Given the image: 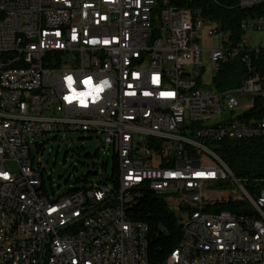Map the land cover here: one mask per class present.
I'll list each match as a JSON object with an SVG mask.
<instances>
[{
	"label": "built area",
	"instance_id": "2783aa9c",
	"mask_svg": "<svg viewBox=\"0 0 264 264\" xmlns=\"http://www.w3.org/2000/svg\"><path fill=\"white\" fill-rule=\"evenodd\" d=\"M206 28L220 49L201 48ZM240 30L232 39L175 0H0V264H151L148 227L128 217L144 191L169 198L181 226L165 264H264V188L218 152L264 134V120L244 116L264 98V78L213 83L236 57L248 65L264 52L253 38L263 15ZM67 133L96 135L116 167L57 196L32 147L41 155Z\"/></svg>",
	"mask_w": 264,
	"mask_h": 264
},
{
	"label": "trees",
	"instance_id": "16d2710c",
	"mask_svg": "<svg viewBox=\"0 0 264 264\" xmlns=\"http://www.w3.org/2000/svg\"><path fill=\"white\" fill-rule=\"evenodd\" d=\"M175 2L183 8L201 12L202 16L230 33L232 39H238L243 34L240 30L243 20L258 15L264 16V4L251 10H244L240 8L239 0H223L219 4L211 0H175ZM252 59V62L246 65L240 57H236L224 65L214 78V86L220 91L229 90L239 86L246 78L256 73L264 78V52L262 51L257 59L253 57ZM244 116H256L264 120V98L256 99L255 105L246 110ZM218 152L236 176L248 180L250 187L264 188V134L256 140L221 142ZM102 167L108 170V167L105 168L104 165ZM114 167H116L115 160ZM82 181L83 178L76 183ZM222 186L224 187L217 184L216 188L222 189ZM78 188L81 186H70L65 194ZM220 210L233 211V207L221 206ZM128 217L148 227V258L151 264H165L180 242L181 226L174 213L168 210L164 200L150 191H144L139 195V200L128 209Z\"/></svg>",
	"mask_w": 264,
	"mask_h": 264
},
{
	"label": "rangeland",
	"instance_id": "374dc122",
	"mask_svg": "<svg viewBox=\"0 0 264 264\" xmlns=\"http://www.w3.org/2000/svg\"><path fill=\"white\" fill-rule=\"evenodd\" d=\"M253 38L264 42V34H255ZM201 48L205 50L220 49L223 42L218 37L211 38L209 30L206 28L201 32ZM207 54L205 53L206 61ZM206 62L207 74L204 82L207 86H203L204 90L212 87L211 82L213 72L209 69V62ZM209 64V66H208ZM89 133H67L64 139L59 142L50 141L46 143V139H38L36 142H45L43 156L37 152L35 145L32 147L35 156V167L41 164V170L44 172L46 188L50 194L55 192L57 196H62L70 189V186L89 187L97 183L101 179V175H110L114 167V150L104 149V145L93 135ZM66 152L68 154L66 155ZM89 155V157H87ZM108 164V170L105 172L103 164ZM11 170L15 171L16 167L12 164ZM83 178V181L76 183L77 180ZM53 187V191L52 190Z\"/></svg>",
	"mask_w": 264,
	"mask_h": 264
},
{
	"label": "water",
	"instance_id": "95a60500",
	"mask_svg": "<svg viewBox=\"0 0 264 264\" xmlns=\"http://www.w3.org/2000/svg\"><path fill=\"white\" fill-rule=\"evenodd\" d=\"M43 152L41 153V156H43ZM240 197L239 194H233V193H227V192H215V191H208L205 193L206 198H220V199H226L228 197Z\"/></svg>",
	"mask_w": 264,
	"mask_h": 264
},
{
	"label": "bare ground",
	"instance_id": "6f19581e",
	"mask_svg": "<svg viewBox=\"0 0 264 264\" xmlns=\"http://www.w3.org/2000/svg\"><path fill=\"white\" fill-rule=\"evenodd\" d=\"M105 149H112V148H105ZM157 196L162 198L164 202L166 203L168 210L174 213V208H171V200L169 198H163L162 195H157Z\"/></svg>",
	"mask_w": 264,
	"mask_h": 264
},
{
	"label": "snow or ice",
	"instance_id": "6c2138e0",
	"mask_svg": "<svg viewBox=\"0 0 264 264\" xmlns=\"http://www.w3.org/2000/svg\"><path fill=\"white\" fill-rule=\"evenodd\" d=\"M69 80H71V77H69ZM85 83H90V80L89 81H85Z\"/></svg>",
	"mask_w": 264,
	"mask_h": 264
}]
</instances>
